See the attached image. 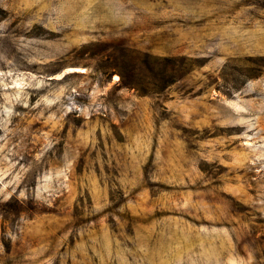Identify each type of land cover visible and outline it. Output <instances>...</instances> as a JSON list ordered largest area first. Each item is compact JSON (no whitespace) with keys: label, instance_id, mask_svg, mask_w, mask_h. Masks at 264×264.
<instances>
[{"label":"rangeland","instance_id":"1","mask_svg":"<svg viewBox=\"0 0 264 264\" xmlns=\"http://www.w3.org/2000/svg\"><path fill=\"white\" fill-rule=\"evenodd\" d=\"M0 264H264V0H0Z\"/></svg>","mask_w":264,"mask_h":264},{"label":"trees","instance_id":"2","mask_svg":"<svg viewBox=\"0 0 264 264\" xmlns=\"http://www.w3.org/2000/svg\"><path fill=\"white\" fill-rule=\"evenodd\" d=\"M166 66V65H165ZM167 71H164L163 70V73H166ZM162 73V75H161V77H160V79H164V74ZM172 76V75H171ZM133 77V76H132ZM121 78H122V80L124 81V77L123 76H121ZM172 79H170L169 81H167L166 83H164L163 85H162V89H164L165 88V86H167V85H169L170 83H173L172 81H176V79H178V77H174V75L171 77ZM172 80V81H171ZM129 83V85H131L132 83H130V82H128ZM137 88H138V86L137 85H135Z\"/></svg>","mask_w":264,"mask_h":264}]
</instances>
